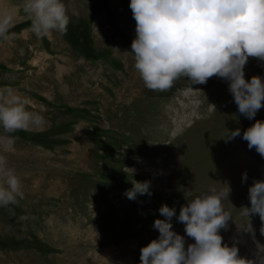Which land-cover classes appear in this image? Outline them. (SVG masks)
Masks as SVG:
<instances>
[{
	"label": "rangeland",
	"instance_id": "obj_1",
	"mask_svg": "<svg viewBox=\"0 0 264 264\" xmlns=\"http://www.w3.org/2000/svg\"><path fill=\"white\" fill-rule=\"evenodd\" d=\"M22 3L0 0V11L15 9L14 35L0 38V90L26 99L45 124L12 134L0 129L15 137V150L3 153L9 166L30 179L19 200L25 205L7 208L5 264H140L141 248L159 237L153 224L166 219L163 205L176 210L172 230L187 248L195 241L176 217L212 189L226 193L232 217L219 233L223 242L260 264L264 221L242 215L241 207L251 206L253 181H264V158L242 136L264 121V107L247 119L228 81L217 77L147 89L130 52V0H64L67 32L44 38L31 31ZM244 72L246 80L264 81V61L249 57ZM236 129L241 135L228 139ZM133 180L149 181L151 195L128 199Z\"/></svg>",
	"mask_w": 264,
	"mask_h": 264
},
{
	"label": "clouds",
	"instance_id": "obj_2",
	"mask_svg": "<svg viewBox=\"0 0 264 264\" xmlns=\"http://www.w3.org/2000/svg\"><path fill=\"white\" fill-rule=\"evenodd\" d=\"M136 22L131 43L134 68L145 87L165 92L185 77L191 85H204L212 77L228 81V90L238 112L249 120L264 107V81L245 79L249 57L264 61V0H130ZM22 11L31 20V31L44 38L65 34L70 23L64 0H23ZM15 9L0 11V38L8 40L14 26ZM127 53V52H126ZM28 101L11 89L0 90V129L5 134L42 127L44 117L28 110ZM241 135L240 129L228 139ZM249 150L264 158V121L257 120L243 132ZM15 137L0 136V207L17 205L24 198L22 181L3 153L15 150ZM130 170V169H128ZM134 170H131V172ZM247 174L242 175V183ZM150 182H132L125 195H151ZM250 207L242 215H258L264 221V181L254 180L248 189ZM229 196V193L227 194ZM226 193L212 189L181 206L176 217L187 237L195 243L185 247V238L172 230L176 210L161 206L153 227L159 237L140 250V264H256L242 258L239 249L223 242L219 234L232 220L223 200ZM264 234V227L261 228ZM264 251V249H262ZM264 264V257L260 258Z\"/></svg>",
	"mask_w": 264,
	"mask_h": 264
},
{
	"label": "bare ground",
	"instance_id": "obj_3",
	"mask_svg": "<svg viewBox=\"0 0 264 264\" xmlns=\"http://www.w3.org/2000/svg\"><path fill=\"white\" fill-rule=\"evenodd\" d=\"M22 172V171H21ZM20 178H21V181H22V189H26L27 187V184L28 182L30 181L29 177L26 178L25 176H22V174L20 173H17ZM32 177V176H30ZM32 189V187H30ZM26 190L24 192V196H26ZM28 196V195H27ZM29 199H31L33 201V198L32 197H29ZM26 200V199H25ZM25 200L22 202V203H18V205L20 206L21 205H25L24 202ZM21 207V206H20ZM24 207V206H23ZM7 208L8 207H0V245L2 246L4 243H5V240L7 239V232H8V229L5 228V217H6V212H7ZM19 208V207H18ZM18 210V209H17ZM24 211V210H22ZM259 226V229L261 230V225H258ZM261 232V231H260ZM261 236V235H260ZM258 237V236H257ZM262 237V236H261ZM252 240V239H251ZM250 240V241H251ZM253 254V253H252ZM251 255V254H250ZM255 255V253H254ZM5 256L0 254V264H5L4 262V258ZM255 259V258H254Z\"/></svg>",
	"mask_w": 264,
	"mask_h": 264
}]
</instances>
